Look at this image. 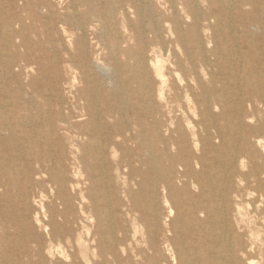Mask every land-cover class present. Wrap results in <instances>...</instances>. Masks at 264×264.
I'll use <instances>...</instances> for the list:
<instances>
[{
    "label": "bare ground",
    "instance_id": "obj_1",
    "mask_svg": "<svg viewBox=\"0 0 264 264\" xmlns=\"http://www.w3.org/2000/svg\"><path fill=\"white\" fill-rule=\"evenodd\" d=\"M164 1L161 5L169 4L160 11L155 0H70L65 15L72 28L82 38L91 30L106 41V62L98 58L93 63L103 81L97 87L92 64L84 66L81 82L88 97L82 126L56 127L55 116L44 117L40 110L31 119L37 131L38 119L48 121L49 145L60 130L76 141L71 150L74 179L67 176L62 157L47 178L52 182L48 213L46 180L31 183L28 176L23 185L12 180L8 156L0 153V229H7L0 241L6 245V264H15L12 252L25 260L22 264H124L129 259L122 242L125 231L120 230L118 255L109 186L114 180L127 204L134 176L140 177L135 203L143 212L134 222L142 226L149 212L154 240L165 223L166 244L162 249L153 241L151 264H264V89L257 86L264 82V52L261 71L249 58L253 38L264 34V0ZM40 10L43 19H55L50 8L41 4ZM229 24L233 52L220 41ZM132 40L135 50L129 47ZM183 71L191 73V80ZM109 80L119 105L104 95L99 98L102 90L110 91ZM126 82L136 83L143 92L133 94L146 101V87L152 84L156 99L164 102V109L154 103L150 127L142 125L135 108L136 118L127 116ZM15 123V117L0 111V141L6 139L14 150L21 140H31L30 134L17 137ZM36 175L43 177L41 170ZM13 183L23 195L16 201L23 210L19 226L11 221L16 210L9 196ZM33 202L45 218L44 223L39 219L38 232L27 221ZM11 235L20 236L16 245Z\"/></svg>",
    "mask_w": 264,
    "mask_h": 264
},
{
    "label": "rangeland",
    "instance_id": "obj_2",
    "mask_svg": "<svg viewBox=\"0 0 264 264\" xmlns=\"http://www.w3.org/2000/svg\"><path fill=\"white\" fill-rule=\"evenodd\" d=\"M155 1L160 11L169 4L161 5L164 0ZM176 1L180 3V1ZM69 2L70 0H0V111L15 117L17 137L22 138L27 134L31 135L30 142H26L24 139L21 140L18 142L16 150L14 148L10 149V142L2 139L0 141V153L8 156L7 161L11 166L12 180L18 181L21 185L26 182L25 178L28 176L32 177L30 180L31 183L36 181V179L42 178L46 180L47 183L44 185V192L47 198L44 202L45 212L47 213L51 208L48 188L52 184L47 178L60 165L59 160L62 157V165L66 168L67 176L69 175L70 179H74L76 159L71 153V150H73L72 147H76L73 145L76 141L71 140L67 132L64 135L63 130H60L56 134V140L54 141L56 145L53 141V144L49 145L46 142L47 136L45 135L48 128V121L45 122L43 118L38 119L40 125L37 131L31 125V119L34 116L38 118L37 112L40 110L44 117L47 115L55 116L56 127L58 124L62 126L69 123L72 126H82L83 122L80 123L79 119H81L80 115L82 112H85L83 103L88 97V92L83 90V83L81 82L82 72L86 68L84 66L87 63L92 64V71L97 78L95 85L97 87L99 85L101 86V81H103L102 73L99 69L94 68L93 63L96 59L101 58L104 64L108 53L106 41L104 39H102L103 43L99 41L94 31H88L86 36L82 38L79 31L72 28L70 22L66 20L65 15L71 10L69 8ZM41 4L50 8L55 13L54 20L42 18L43 14L40 10ZM177 6L181 7L178 4ZM248 8L250 9V7ZM130 15L134 19V15L132 13ZM34 18H38V20ZM185 20L186 18H183V21ZM230 31V24L229 26L224 25V32L227 38L220 39V41L224 47L230 46V52H233L235 45H232L233 41L230 38ZM263 37L264 34H260L259 32L253 38V49L249 54L251 62L260 71L262 67L259 66V62L264 52ZM79 42L83 45H80ZM129 47L135 50V40L131 41ZM27 51L30 53L27 54ZM118 53L121 57V52L118 51ZM184 56L182 51L180 57ZM196 66L200 71L198 63H196ZM183 76L191 80V73H188L186 76V73L183 71ZM203 79L207 82L208 77L203 76ZM109 81L112 82L110 83V91L105 89L103 93L102 90L99 98L102 101L104 95L107 101L119 105L118 102L120 99L115 97L113 81ZM261 81L257 86L260 89H264V82ZM90 86L94 87L92 84ZM124 88L127 94L125 97L128 105V108L125 109L127 116L132 119L134 117L135 119L136 115L133 116V108H135L134 110L137 111V117H139L142 125L150 127V122L153 119L152 115L156 111L154 103L157 102L160 109H164L161 107L164 102L155 97L153 85L149 83L146 87V92L150 95V100H147L148 102L145 97L137 95L138 93L135 92L136 95L133 94L134 90L143 92L136 83L130 86L126 82ZM103 104L102 106L105 107L104 102ZM171 104L175 105L177 103L173 101ZM118 116L119 114H117ZM60 134L62 137H59ZM58 151L61 152V155ZM81 151L83 152L82 147ZM86 152L90 153L92 149L87 148ZM118 152L121 153V149H118ZM107 154L110 158L111 153L109 150ZM88 163L90 164L89 160ZM92 163L95 164L94 161ZM142 169L150 172L146 165H142ZM39 170H41L43 177H37L36 174L39 173ZM134 178V180L131 179L128 183V205L122 200L123 196H121L119 187L114 180H112V186H109L110 196L112 198V211H114L115 251L116 254H121L120 230L124 229L126 241H121L125 242L126 253H124V256L129 257L128 260L124 261V264H151L150 254L153 241L162 249H164V245L166 244L165 223L161 222L158 238L154 240L153 234H151L149 212L144 214V222H140V224H143L142 226L134 222V217L141 218V215H143L142 208H137L135 203V199H137L135 192L138 190L136 181L138 182L140 177L134 176ZM17 184L13 183L9 187V196L10 203L16 207L11 221L13 225L16 224L19 226L23 222V210L20 205L18 206L16 204V201L23 198V195L21 196L18 193ZM119 185L120 187L122 186L121 184ZM143 190L148 191L149 188L144 185ZM38 199L36 198V200ZM144 204L145 201L141 203V205ZM29 212L30 217L27 221L37 232L41 231L39 219L44 223L45 218L43 217V213H40V205L37 202H33L31 211ZM160 212L163 218L167 215V210L163 206ZM13 229L14 227L11 230ZM0 235L2 237L7 235V229H0ZM11 238L13 245H16L19 239H21L17 235H11ZM5 250V243L0 241V263L3 261L2 264L7 263L4 259ZM12 253L13 255L12 257L10 255V257L15 261V264H22L23 261L25 263V260L20 257L18 252ZM33 258L34 261H37L38 256H34ZM92 259L94 262H100L97 256L92 257Z\"/></svg>",
    "mask_w": 264,
    "mask_h": 264
}]
</instances>
